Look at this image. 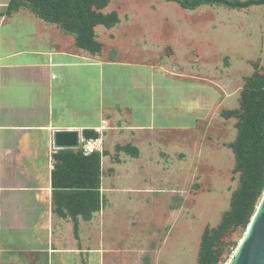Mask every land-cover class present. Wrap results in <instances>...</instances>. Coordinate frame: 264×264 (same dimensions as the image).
<instances>
[{
  "label": "crops",
  "instance_id": "crops-1",
  "mask_svg": "<svg viewBox=\"0 0 264 264\" xmlns=\"http://www.w3.org/2000/svg\"><path fill=\"white\" fill-rule=\"evenodd\" d=\"M10 1L0 0V264H125L141 253L140 209L152 218L153 161L167 145L173 157L188 152L181 137L203 123L204 86L161 65L94 55L29 9L7 14ZM56 130H77L93 148L64 149L101 155L100 209L77 226L65 206L54 211ZM77 190L59 188L57 202Z\"/></svg>",
  "mask_w": 264,
  "mask_h": 264
},
{
  "label": "rangeland",
  "instance_id": "rangeland-1",
  "mask_svg": "<svg viewBox=\"0 0 264 264\" xmlns=\"http://www.w3.org/2000/svg\"><path fill=\"white\" fill-rule=\"evenodd\" d=\"M94 9L119 16L112 27L95 25L101 49L94 55L161 65L189 75L190 87L199 79L205 90L203 123L181 137L188 152L173 157L167 145L153 161L152 218L140 209L135 245L141 253L125 264H228L248 228V189L264 170L255 152L242 157L233 150L241 127L253 130L261 112L264 5L189 10L168 0H108Z\"/></svg>",
  "mask_w": 264,
  "mask_h": 264
},
{
  "label": "trees",
  "instance_id": "trees-1",
  "mask_svg": "<svg viewBox=\"0 0 264 264\" xmlns=\"http://www.w3.org/2000/svg\"><path fill=\"white\" fill-rule=\"evenodd\" d=\"M11 0L6 7V13L12 14L20 8L34 12L42 20L62 25L76 38V45L92 54L101 49V44L96 40L95 25L103 24L112 27L119 22L117 12L102 14L96 12L94 7L104 8L108 0ZM177 2L181 7L195 10L202 5L223 6L229 9L242 10L253 6L264 5V0H168ZM58 2L60 4H58ZM99 4V5H97ZM261 112L253 130L250 127H241V140L233 146L236 155L242 157L255 152L264 160V96L259 99ZM86 139L97 138L93 131H84ZM100 153L92 152L84 155L81 150L74 152L70 149L60 150L56 155L58 162L53 172V188L55 203L54 211L65 215L60 206L63 205L74 218L77 226V216L82 214L85 219L91 218L93 212L100 209ZM65 187H76L79 191L61 194V202H57V190ZM81 189V190H80ZM264 193V170L260 174L253 189H248V197L243 226L248 227L256 211V204L260 202ZM69 200V202H66ZM259 204V203H258ZM258 206V205H257Z\"/></svg>",
  "mask_w": 264,
  "mask_h": 264
},
{
  "label": "water",
  "instance_id": "water-1",
  "mask_svg": "<svg viewBox=\"0 0 264 264\" xmlns=\"http://www.w3.org/2000/svg\"><path fill=\"white\" fill-rule=\"evenodd\" d=\"M53 141L59 149L78 148L80 134L77 130H56ZM247 229L230 264H264V193Z\"/></svg>",
  "mask_w": 264,
  "mask_h": 264
},
{
  "label": "built area",
  "instance_id": "built-area-1",
  "mask_svg": "<svg viewBox=\"0 0 264 264\" xmlns=\"http://www.w3.org/2000/svg\"><path fill=\"white\" fill-rule=\"evenodd\" d=\"M102 127H103V128H107V127H108V121L104 120V121L102 122ZM80 140H81L82 142H84V151H85L86 153H89V152H91V151L93 150V148L91 147V145H89L90 142H87V140H85L84 138H81Z\"/></svg>",
  "mask_w": 264,
  "mask_h": 264
},
{
  "label": "bare ground",
  "instance_id": "bare-ground-1",
  "mask_svg": "<svg viewBox=\"0 0 264 264\" xmlns=\"http://www.w3.org/2000/svg\"><path fill=\"white\" fill-rule=\"evenodd\" d=\"M248 230V229H247ZM247 230H246V232H247ZM245 236V235H244ZM244 238V237H243ZM243 238H242V240H241V242L243 241ZM241 242L239 243V245L241 244ZM239 245H238V247H239ZM237 247V248H238ZM237 250V249H236ZM236 252V251H235ZM230 262H231V259H230V261L228 262V264H230Z\"/></svg>",
  "mask_w": 264,
  "mask_h": 264
}]
</instances>
